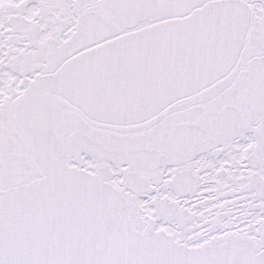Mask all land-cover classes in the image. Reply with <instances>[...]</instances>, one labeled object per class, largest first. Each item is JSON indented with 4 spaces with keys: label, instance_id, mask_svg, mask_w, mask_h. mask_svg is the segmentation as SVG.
<instances>
[{
    "label": "snow or ice",
    "instance_id": "6c2138e0",
    "mask_svg": "<svg viewBox=\"0 0 264 264\" xmlns=\"http://www.w3.org/2000/svg\"><path fill=\"white\" fill-rule=\"evenodd\" d=\"M0 264H264V0H0Z\"/></svg>",
    "mask_w": 264,
    "mask_h": 264
}]
</instances>
